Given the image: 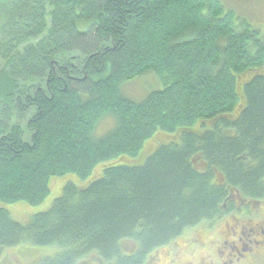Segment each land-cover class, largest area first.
<instances>
[{
  "label": "trees",
  "instance_id": "1",
  "mask_svg": "<svg viewBox=\"0 0 264 264\" xmlns=\"http://www.w3.org/2000/svg\"><path fill=\"white\" fill-rule=\"evenodd\" d=\"M145 71L163 87L127 98ZM263 172L264 34L220 0H0V262L139 264L220 213L219 178L255 195Z\"/></svg>",
  "mask_w": 264,
  "mask_h": 264
},
{
  "label": "flooded vegetation",
  "instance_id": "2",
  "mask_svg": "<svg viewBox=\"0 0 264 264\" xmlns=\"http://www.w3.org/2000/svg\"><path fill=\"white\" fill-rule=\"evenodd\" d=\"M219 180L227 190L220 213L145 252L139 264H264V172L255 195ZM138 250L131 243L126 252L132 257Z\"/></svg>",
  "mask_w": 264,
  "mask_h": 264
},
{
  "label": "rangeland",
  "instance_id": "3",
  "mask_svg": "<svg viewBox=\"0 0 264 264\" xmlns=\"http://www.w3.org/2000/svg\"><path fill=\"white\" fill-rule=\"evenodd\" d=\"M223 5L232 10L235 15L244 17L248 22L260 29L264 34V0H220ZM82 26V25H80ZM163 87L160 79L152 71H145L125 82L121 88L127 98L139 101L143 100L151 91ZM114 125L113 119L105 117L95 128L96 135H102L109 131ZM151 143V142H150ZM149 143V144H150ZM148 144V145H149ZM97 167V166H96ZM95 167V168H96ZM94 168V169H95ZM100 170V168H98ZM70 179L79 182L78 178L71 176ZM74 182V183H75ZM83 181L82 183H84ZM64 180L61 178H51L49 181L50 191L44 200L37 205H28L24 201L7 204L11 216L20 223L27 224L32 216L49 208L52 200L57 197L62 190ZM129 247V243H127ZM56 251L54 246H32L29 243L8 249L4 254L0 264H31L44 256L52 255ZM90 264H99L92 261Z\"/></svg>",
  "mask_w": 264,
  "mask_h": 264
}]
</instances>
